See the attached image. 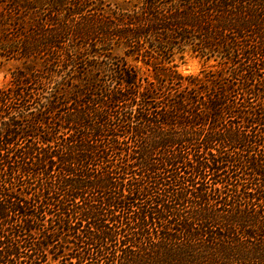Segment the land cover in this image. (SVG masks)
Segmentation results:
<instances>
[{
  "label": "trees",
  "instance_id": "16d2710c",
  "mask_svg": "<svg viewBox=\"0 0 264 264\" xmlns=\"http://www.w3.org/2000/svg\"><path fill=\"white\" fill-rule=\"evenodd\" d=\"M37 2L3 17L44 65L0 88V264H264V0Z\"/></svg>",
  "mask_w": 264,
  "mask_h": 264
},
{
  "label": "rangeland",
  "instance_id": "374dc122",
  "mask_svg": "<svg viewBox=\"0 0 264 264\" xmlns=\"http://www.w3.org/2000/svg\"><path fill=\"white\" fill-rule=\"evenodd\" d=\"M0 88L9 84L12 79V73L17 70H25L27 72L35 69H42L43 60L33 57L25 56L21 52L23 36L18 32L16 22L9 21L6 24L3 17H7L12 14L14 19H19L22 26H30L33 23L35 17L34 5H41L37 0H26L33 3V6L28 9L12 10L13 1L0 0ZM17 21V20H16ZM50 27L46 25V28ZM45 29V28H44ZM116 56H125L122 48H116L113 51ZM127 60L144 75H150L152 68L145 64L144 61L138 60L133 56L127 57ZM178 69L185 73H193L199 71L205 66L203 61L196 57H192L191 54L186 53L185 59L179 60L177 58Z\"/></svg>",
  "mask_w": 264,
  "mask_h": 264
}]
</instances>
